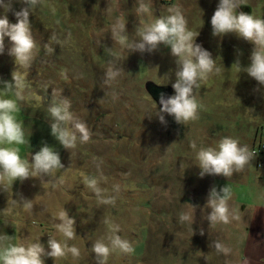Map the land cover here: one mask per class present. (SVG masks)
Returning <instances> with one entry per match:
<instances>
[{
    "label": "rangeland",
    "instance_id": "obj_1",
    "mask_svg": "<svg viewBox=\"0 0 264 264\" xmlns=\"http://www.w3.org/2000/svg\"><path fill=\"white\" fill-rule=\"evenodd\" d=\"M142 3L147 6L145 12L138 11ZM218 3L39 0L29 17L35 47L27 66L15 63L9 55L12 43L5 37L0 98L16 100L15 115L25 138L24 144L13 146L23 160L31 162L32 155L47 144L59 153L64 168L22 182L0 181V248L12 245L15 233L7 226L13 224L19 244L40 241L48 251L51 236L80 251L79 257L71 253L44 257L45 264H98L92 245L97 240L109 243L115 224L119 226L116 234L128 240L133 251L115 249L106 264H234L233 259L218 258L225 253L215 248L216 242L221 243L215 240L218 232L207 229L212 224L205 205L210 181L217 190L230 182L232 196L240 188L224 176L201 178L197 153L207 147L218 150L225 137L238 139L240 146L246 144L250 150L264 143V86L235 65L237 60L242 69L250 65L251 43L235 34L213 36L210 21ZM24 6L22 0H13L12 11L0 8V18L6 15L10 23H16L14 12ZM175 6L185 16L188 29L199 34L196 43L212 54L220 69L194 89L200 105L198 118L180 125L167 115L166 124H161L159 102L148 92L153 85L169 90L166 96L175 94L172 84L178 66L170 49L160 45L151 53L132 52L114 35L119 25L128 42L139 41L141 29L169 15V8ZM237 11L264 19V0H239ZM110 66L120 69V75L106 82ZM13 71L25 77L23 99L15 95V86L5 89L3 85L13 82ZM62 99H68L75 120L91 132L86 143L77 132L76 146L69 149L50 129L54 121L49 107ZM256 161L248 166L249 185L257 179L254 174L264 178V168L256 169ZM85 177L98 180L100 197L87 186ZM101 197L114 203L104 204ZM21 198L31 200L32 207L25 208ZM187 204L196 208L193 224L179 220L181 213L190 210ZM64 209L75 220L72 240L55 227ZM225 240L231 242L230 237ZM232 247L231 243L228 248Z\"/></svg>",
    "mask_w": 264,
    "mask_h": 264
},
{
    "label": "clouds",
    "instance_id": "obj_2",
    "mask_svg": "<svg viewBox=\"0 0 264 264\" xmlns=\"http://www.w3.org/2000/svg\"><path fill=\"white\" fill-rule=\"evenodd\" d=\"M39 0H22L25 5L20 11L14 12L16 23H10L7 16L0 18V54L4 52V39L8 37L12 43L9 51L15 63L27 66L32 59V52L35 43L30 28V14L35 9ZM13 0H0V8H7L12 11ZM239 0H219V3L211 17V28L213 36H225L235 34L238 38L251 43L254 47L250 56V65L241 68L239 60L235 65L241 71L254 79L258 85L264 86V19L255 17L247 12L237 11ZM143 3L138 11H147ZM120 26L117 25L114 35L119 42L131 49L132 52H153L158 46L164 45L176 58L177 71L176 80L172 84L174 95L166 96L163 92L159 96V112L157 118L161 124H166L165 116L174 118L177 124L187 123L198 118L200 105L197 101L194 89L200 87L201 81H206L210 75L220 69L215 66L212 54L196 43L198 35L188 29V22L179 6L169 8V15L157 18L154 23L139 31V41L128 42V37L122 35ZM195 37V39H194ZM107 80L115 79L120 75V69L110 66L106 72ZM12 83L3 82L5 89L15 86V95L23 99V91L27 87L25 77L18 71L12 73ZM39 99V98H38ZM156 104V103H155ZM157 105V104H156ZM70 102L62 99L53 102L49 112L53 118L50 125L51 135L65 148H74L77 141V132L80 134L81 142H88L91 132L83 122L75 120L73 113L69 110ZM18 105L16 100L0 98V181L20 180L21 182L35 176H49L57 169L64 168L60 155L53 148L45 144L38 152L32 155L31 162L23 160L19 154V148L13 145L25 143L23 126L16 118ZM251 111V110H249ZM67 125V126H65ZM7 145V146H5ZM192 148H196L195 142ZM256 156L248 145L240 146L238 139L225 137L219 141L218 150L213 147L201 148L197 153L200 177L205 175H216L231 177L234 172L242 171ZM85 183L92 188L98 197L102 189L98 187L96 178L85 177ZM232 197L231 189L225 185L219 190L213 186L207 197L206 207L210 209L207 214V221L210 224H228L236 217L229 209L228 201ZM25 208H31V200L21 198ZM15 202V201H14ZM104 204L114 203V200L101 197ZM189 211L181 213V223H194L195 206L187 204ZM61 223L55 227L66 240L76 237L74 228L75 220L69 218L67 211L59 213ZM112 235L108 237L109 243L104 240H97L92 245V251L96 255L98 264H106L110 253L119 249L122 252L130 253L133 247L128 240L122 239L116 233L119 232L118 225H111ZM200 235H204L203 229ZM48 251L45 246L38 242L28 245L23 243L0 248V264H45L44 257L52 259L65 257L71 253L73 257H79L80 251L77 247L49 236L47 241ZM218 252L225 254L231 250L220 242L215 243Z\"/></svg>",
    "mask_w": 264,
    "mask_h": 264
},
{
    "label": "crops",
    "instance_id": "obj_3",
    "mask_svg": "<svg viewBox=\"0 0 264 264\" xmlns=\"http://www.w3.org/2000/svg\"><path fill=\"white\" fill-rule=\"evenodd\" d=\"M248 166L249 164L242 171L234 172L231 177H227L237 182V187L240 188L228 201L230 211L238 218L231 219L228 224H212L207 229L209 232H218L215 234V240L220 239L222 245L226 243V238L227 240L231 238V242L226 243L227 248L232 243L231 253L224 255L220 253L219 259H233L234 264H264V178L260 174H254L257 179L249 185L252 173ZM206 177L207 175L204 176ZM226 185L231 188L230 182L227 181ZM212 186L210 181L208 193ZM243 192L246 194L242 197ZM7 227L13 228L15 233L11 237L12 245L19 244L18 228L13 224Z\"/></svg>",
    "mask_w": 264,
    "mask_h": 264
},
{
    "label": "built area",
    "instance_id": "obj_4",
    "mask_svg": "<svg viewBox=\"0 0 264 264\" xmlns=\"http://www.w3.org/2000/svg\"><path fill=\"white\" fill-rule=\"evenodd\" d=\"M256 153L255 158H257V166L262 167L264 166V143L259 142L253 150Z\"/></svg>",
    "mask_w": 264,
    "mask_h": 264
},
{
    "label": "water",
    "instance_id": "obj_5",
    "mask_svg": "<svg viewBox=\"0 0 264 264\" xmlns=\"http://www.w3.org/2000/svg\"><path fill=\"white\" fill-rule=\"evenodd\" d=\"M148 92L150 93L152 98L157 102H159V96L161 92H163L165 95L168 94L164 87L153 86V85L148 86Z\"/></svg>",
    "mask_w": 264,
    "mask_h": 264
},
{
    "label": "flooded vegetation",
    "instance_id": "obj_6",
    "mask_svg": "<svg viewBox=\"0 0 264 264\" xmlns=\"http://www.w3.org/2000/svg\"><path fill=\"white\" fill-rule=\"evenodd\" d=\"M166 90H167V89H166ZM167 92H168V95H169L170 91H169V90H167Z\"/></svg>",
    "mask_w": 264,
    "mask_h": 264
}]
</instances>
